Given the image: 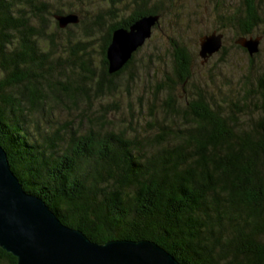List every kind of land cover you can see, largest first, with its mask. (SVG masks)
<instances>
[{"label": "trees", "instance_id": "16d2710c", "mask_svg": "<svg viewBox=\"0 0 264 264\" xmlns=\"http://www.w3.org/2000/svg\"><path fill=\"white\" fill-rule=\"evenodd\" d=\"M180 1L0 0V144L23 189L94 243L152 241L180 264H264V66L236 46L248 55L236 83L195 79ZM215 5L221 28L264 35V0ZM68 14L79 23L60 29ZM150 15L154 30L169 25L170 66L124 113L106 101L121 79L137 83L147 43L115 74L107 49ZM0 264L17 259L0 248Z\"/></svg>", "mask_w": 264, "mask_h": 264}, {"label": "water", "instance_id": "95a60500", "mask_svg": "<svg viewBox=\"0 0 264 264\" xmlns=\"http://www.w3.org/2000/svg\"><path fill=\"white\" fill-rule=\"evenodd\" d=\"M60 29L77 25L76 14L55 17ZM159 16H144L129 29H117L107 49L108 72L118 73L153 35ZM216 31L200 39L202 64L223 48ZM261 38H243L238 44L250 57L259 52ZM0 248L17 264H180L152 241L92 242L81 231L64 225L46 202L28 194L13 173L0 144Z\"/></svg>", "mask_w": 264, "mask_h": 264}, {"label": "rangeland", "instance_id": "374dc122", "mask_svg": "<svg viewBox=\"0 0 264 264\" xmlns=\"http://www.w3.org/2000/svg\"><path fill=\"white\" fill-rule=\"evenodd\" d=\"M180 3L185 5V12L188 13L189 20H186L180 26V31L184 43L194 58L195 79L201 82H209V78L213 74L217 77L216 80L218 82L216 81V83L218 85H222V82L225 80H232L236 83L237 79L245 73L248 66V55L236 47L240 46L238 42L243 38H261L258 52L259 59L256 63L257 65L264 66V35L255 34L251 37L239 38L235 36L234 31L227 28L223 29L217 24L215 3L219 5L222 3L228 8L235 9L238 0H182ZM168 31V24L153 31L152 38L147 42L139 55L141 61L138 62L137 83L131 84L130 86L132 87H130V92H128L125 78L121 79L119 82V91L113 98L107 100V103L112 100L119 106L120 111L124 113L129 112L130 103L134 109H138L139 99H143L147 95L146 91L150 85L149 81L152 80V77L155 80L163 78L167 66H170L171 51L169 40L166 38L168 33H170ZM214 31L224 36L223 47L226 49V55L223 56L221 53H218L211 57L208 62L202 64V59L199 56L200 38ZM262 31L264 32V29ZM150 57L152 59L151 67L149 70L144 69L141 66V62L146 64ZM159 58L164 61L162 66L158 63ZM223 58L228 60V62L225 64L222 63Z\"/></svg>", "mask_w": 264, "mask_h": 264}]
</instances>
